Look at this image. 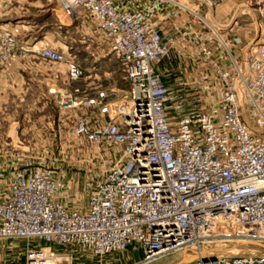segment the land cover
<instances>
[{
    "label": "built area",
    "instance_id": "1",
    "mask_svg": "<svg viewBox=\"0 0 264 264\" xmlns=\"http://www.w3.org/2000/svg\"><path fill=\"white\" fill-rule=\"evenodd\" d=\"M57 1L96 24L125 72L121 99L101 84L60 97L64 109L80 111L73 131L114 158L90 180L85 203L49 164H18L0 188V241L34 240L24 264H103L131 245L144 264L186 249L264 243V130L244 112L248 105L264 121V42L238 52L223 31L230 22L210 14L222 0ZM169 14L186 20L160 28ZM19 49L64 63L71 83L86 76L75 54L24 48L0 24V68ZM184 264H264V254L209 252Z\"/></svg>",
    "mask_w": 264,
    "mask_h": 264
},
{
    "label": "rangeland",
    "instance_id": "2",
    "mask_svg": "<svg viewBox=\"0 0 264 264\" xmlns=\"http://www.w3.org/2000/svg\"><path fill=\"white\" fill-rule=\"evenodd\" d=\"M230 7L232 17L230 25L223 31L237 45V51L245 54L252 45L264 42V0H222ZM224 3V4H225ZM225 22V23H227ZM0 24L13 29L24 48L50 44L55 48L76 55V59L85 67L86 76L71 86L65 81L64 63L54 65L55 76L61 82L55 85L57 92L47 105L22 106L30 110L19 113V106H14L12 98L3 100L9 103L0 104V178L1 184L10 178L14 168L24 162L40 161L49 164L57 177L66 182L68 192L85 203L88 185L95 175H101L106 166L113 162V155L105 153L99 145L77 135L73 131L78 109H64L60 105V97L67 89L92 91L93 86L114 87L121 99L128 83L125 72L108 43L89 35L78 20L67 15L57 0H13L10 12L0 14ZM222 25V24H221ZM26 49H19L5 65L15 63V55L24 54ZM4 65V66H5ZM2 94V93H1ZM6 95V94H5ZM116 96V94H112ZM117 97V96H116ZM244 112L249 122L257 130H264V121L250 112L248 105ZM18 109V110H16ZM22 118V120H21ZM24 125V126H23ZM26 127L21 134V127ZM106 165V166H105ZM28 243H36L32 239L17 238L0 241V264H13L11 260L17 255L23 258L22 251ZM235 243V244H234ZM224 252L211 248L217 254H264V248L252 242H230ZM182 252L169 253L161 258L144 264H172ZM142 254L137 245H131L122 251L107 255L103 264H140ZM74 259L73 264H79ZM86 264H98L87 261Z\"/></svg>",
    "mask_w": 264,
    "mask_h": 264
},
{
    "label": "crops",
    "instance_id": "3",
    "mask_svg": "<svg viewBox=\"0 0 264 264\" xmlns=\"http://www.w3.org/2000/svg\"><path fill=\"white\" fill-rule=\"evenodd\" d=\"M224 3L225 1L221 2L210 12L215 22L219 24L225 23L228 20L230 21L232 17L230 7L228 8V5ZM12 4L13 0H0V14L7 15L10 12ZM185 17V14L177 17L169 14L166 15L165 18H161L158 21V26L162 29H171L174 26V22L178 23L179 25L183 24L186 20ZM73 18L78 20L79 24L84 27L85 31L89 35L95 37L98 39V41L101 40V38L103 41H105L103 34L100 32V30H98L96 24L82 12H79ZM14 61V64H7L0 68V104L9 103L3 100L5 97L12 98V102L10 103H12L14 106H19V110H16H18L19 113L26 114L28 113L27 111H32L31 109H23L22 106H44L51 103L53 100V92H51L50 89L56 88L55 85H58V83L61 82V80H58L57 76H55L53 68L54 65H50L51 63L56 62L42 58L31 50L26 51L24 54L15 55ZM64 70V83H66V85L68 84L69 86H71L73 83H76H71L68 80L66 65ZM95 86L93 87L95 88ZM83 90L86 91V88ZM245 118L247 121H249L246 114ZM23 126L19 128L21 134H25L26 132L24 131L27 130V128ZM2 181L3 179L0 178V188L3 186L1 184Z\"/></svg>",
    "mask_w": 264,
    "mask_h": 264
},
{
    "label": "water",
    "instance_id": "4",
    "mask_svg": "<svg viewBox=\"0 0 264 264\" xmlns=\"http://www.w3.org/2000/svg\"><path fill=\"white\" fill-rule=\"evenodd\" d=\"M254 244H259L264 248L263 242H252ZM199 257L206 258L207 254H203L202 250H196V249H186L182 252L181 257L172 264H184L186 262L192 261L194 259H197Z\"/></svg>",
    "mask_w": 264,
    "mask_h": 264
},
{
    "label": "bare ground",
    "instance_id": "5",
    "mask_svg": "<svg viewBox=\"0 0 264 264\" xmlns=\"http://www.w3.org/2000/svg\"><path fill=\"white\" fill-rule=\"evenodd\" d=\"M216 247H217V250H219L220 252H224L225 248L229 249V247L226 244H220V245H217ZM201 250H202L203 254H208L211 251V248L205 247V248H203Z\"/></svg>",
    "mask_w": 264,
    "mask_h": 264
}]
</instances>
